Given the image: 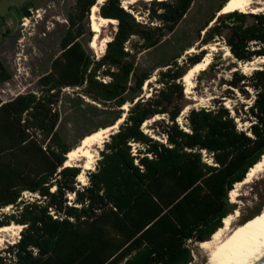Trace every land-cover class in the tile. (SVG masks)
Returning a JSON list of instances; mask_svg holds the SVG:
<instances>
[{"label": "trees", "instance_id": "16d2710c", "mask_svg": "<svg viewBox=\"0 0 264 264\" xmlns=\"http://www.w3.org/2000/svg\"><path fill=\"white\" fill-rule=\"evenodd\" d=\"M195 1H150L148 16L157 23L149 25L137 21L121 0H106L99 14L116 19L118 30L98 58L88 45L94 49L90 15L98 0H77L78 15H69L62 52L40 78V92L0 97V211L16 208L0 216V227L24 226L0 264H190L186 241H209L235 213L230 193L264 155V67L250 76L233 71L225 83L228 96L248 94L249 88L255 93L241 119L250 123L247 131L221 101L215 108L190 109L184 118L189 131L179 123L189 105L182 79L205 51L188 57L185 67L178 62L182 53L162 63L160 88L143 96L154 70L139 68V54L162 45ZM88 12L86 31L81 24ZM214 14L199 28L202 43L225 38L238 62L264 57V12L236 10L216 20ZM133 37L141 40L132 45L137 52L128 48ZM11 78L0 58V84ZM64 88H78L111 109L103 128L116 125L130 104L104 142L96 171L87 172L85 186L77 184L82 168L66 166L67 154L81 143L68 144L59 128ZM157 115L162 118L150 127L154 134L146 133L143 125ZM204 150L214 165L203 162ZM25 192L38 198L25 200Z\"/></svg>", "mask_w": 264, "mask_h": 264}, {"label": "rangeland", "instance_id": "374dc122", "mask_svg": "<svg viewBox=\"0 0 264 264\" xmlns=\"http://www.w3.org/2000/svg\"><path fill=\"white\" fill-rule=\"evenodd\" d=\"M15 1L10 0L9 2L1 4L0 13H4L7 4ZM76 1L65 0V3L62 4L59 0H36L35 6L31 8L32 18H29L26 26L24 25V18L28 15L20 16L16 12H12L8 13V19H0V58L12 73V78L9 81L0 84V97L2 100L8 101L18 94L40 92V78L50 71L52 61L62 52L61 42L69 28V15H78ZM257 1L253 6L261 9L257 13H263L264 0ZM222 2L223 0H196L177 29L173 33H168L162 45L139 54L137 59L139 68L148 71L154 70L150 79L151 81L145 83L143 96L147 98L155 92L154 89L160 88L161 85L157 80L159 77L158 72L162 69L159 66L162 63L170 61L174 56L182 53L178 62L185 67L189 64L187 63L188 57L191 55H199L202 51H205L206 55L202 60L209 55L211 62L206 70L200 71L193 77V86L189 89V92L191 91L190 93H188L187 85L182 79L189 105L180 116L179 121L181 125L185 126L184 118L190 109L215 108V102L221 101L225 107L228 106L227 108L230 109L232 116H234L238 124V128L247 131L250 123L244 122L241 119H246L245 113L248 107L252 105L255 93L249 88L246 90L248 94L235 91L234 95L228 96L229 87L225 83L231 79L233 71L240 70L244 75L250 76L254 70L263 68L264 57L254 59L252 61H255L254 64L249 65V62H238L232 53L231 55H227L229 47L225 42V38L214 39L208 44L202 43L204 32L199 34V28L206 19L210 18L214 13L215 20L221 15L229 13L228 11H222V14L216 12ZM151 3L148 0H136L133 4L129 5L130 8L127 11L132 13L137 21L143 24L148 23L149 25H153L157 22L153 21L154 23L151 24L152 21L148 16V9ZM89 12L81 24L86 31L90 28V21L88 19ZM247 13L252 12L248 10ZM2 20H5L4 24ZM213 23L209 27L214 26ZM117 30V23L109 24L100 33V41L98 42L100 47L92 49L90 43H88L96 57L100 58L104 55L101 40L108 38L110 41L114 38ZM90 31L92 32L91 29ZM88 35L87 33L83 37L85 43L86 41L88 42ZM140 41L138 37H133L131 44H128V48L137 52L132 45ZM188 46H191V48L183 51V48ZM78 96L83 97V100L78 99ZM110 110L109 107H104L102 104L91 101L83 96L81 90L78 88H64L59 103V111L61 113L60 131L67 139L68 144L75 148L81 143L84 136L86 137L90 133L102 129L101 123L112 119L108 112ZM161 118L156 120H153V118V121L151 120L147 124L145 129L148 130L149 134H154L150 127L155 121ZM103 148L104 144L102 147H100V144L92 146V149L98 152V158H100V152ZM78 164L81 165L82 162ZM87 172L89 171H86L85 174V184L77 180L78 186L88 184ZM239 193L238 200H240L241 204L235 203V207L236 210H240V216L237 218L234 229H238L243 233L244 228L251 223L256 222L259 225H264V174L260 175L251 183L242 186ZM23 198L28 201H33L38 196L25 192ZM15 210L16 208L12 206L3 208L0 211V216L3 217V215L12 214ZM14 232L12 231L8 235H5L6 241L0 247V255L4 253L8 246L18 242V236ZM256 232H258V229L251 234L244 232V236H237L235 240L239 244L242 242L247 244L252 240ZM189 246L193 250V259L190 264H208V253L200 247V243L192 242L189 243ZM232 254L234 255L235 252ZM233 255L227 257V259L222 258L221 264L230 261V258L235 256Z\"/></svg>", "mask_w": 264, "mask_h": 264}, {"label": "bare ground", "instance_id": "6f19581e", "mask_svg": "<svg viewBox=\"0 0 264 264\" xmlns=\"http://www.w3.org/2000/svg\"><path fill=\"white\" fill-rule=\"evenodd\" d=\"M106 0H98L97 4H95L91 8V26L92 31H94L95 35L92 41V47L94 49L100 47V33L102 28L109 25V24H116V19L105 18L99 14L100 6L104 4ZM136 0H122V6L124 9L129 10V5L133 4ZM154 1V0H148ZM158 1H166V0H158ZM257 1V0H256ZM255 0H230L225 8L224 11L233 12V11H240L243 13H247L248 10H251L252 13H257V11L261 10L260 8H255L253 5L257 3ZM221 10V11H222ZM220 11V14H222ZM26 26V25H25ZM101 47L103 52L109 42L108 38H104L101 40ZM216 47V46H214ZM213 49V47H212ZM227 55H231L230 50H227ZM209 55L204 60L200 61L199 63L195 64L183 77L184 83H186L189 89L193 86L192 79L193 77L198 74L200 71L206 70V68L210 64ZM255 62V61H254ZM254 62H249V65L254 64ZM248 67V66H247ZM151 80H148L149 83ZM228 107V106H227ZM129 103L125 104L123 109L128 111ZM126 111L124 117L120 119L116 125L110 126L107 128H102L90 135H87L81 142V145L78 146L75 150L70 151L67 154V162L66 166H80L82 168L81 174L78 176V181L80 183L86 182V171L94 170L98 161V152L92 149V146L95 144H100V147L104 144V139L109 137L110 134L115 131L120 123H122L126 117ZM185 113V112H184ZM161 118L160 115H157L153 120ZM152 120V121H153ZM179 120V119H178ZM151 122L148 120L144 125L143 129L146 133L148 130L145 129L147 124ZM82 162L81 165L78 163ZM264 174V155L261 158V161L257 163L254 167H252L245 180L243 182L237 183L234 189L230 193L232 203H240L239 196H240V188L246 184L251 183L253 180L257 179L260 175ZM85 184V183H84ZM55 190V188H54ZM70 198H74V194L70 195ZM10 207V206H9ZM7 207V208H9ZM264 214V212H263ZM240 216V210L237 209L234 214H230L227 216L223 221V226L218 229L212 238L209 241L201 242L200 247L208 253L209 260L208 264H221V259H227V257L232 256L235 252V256L230 258L225 264H259L264 259V225H259L256 222L247 225L244 228L243 233L238 230L234 229V225L237 221V218ZM264 218V216H263ZM258 229V232L255 233L252 240L247 244L238 243L235 239L236 237L244 236L245 233L251 234ZM23 230L22 225L13 224L9 226L0 227V247L6 241L5 235H8L9 232L15 231L14 234L17 235V239L21 237V231ZM245 232V233H244ZM236 234V236H235ZM11 235V234H10ZM234 235V237H232ZM249 237V236H247Z\"/></svg>", "mask_w": 264, "mask_h": 264}, {"label": "flooded vegetation", "instance_id": "af4514ba", "mask_svg": "<svg viewBox=\"0 0 264 264\" xmlns=\"http://www.w3.org/2000/svg\"><path fill=\"white\" fill-rule=\"evenodd\" d=\"M10 0H0V5ZM36 0H16L15 2L7 4V8L5 9L4 13H0V19H8V13L16 12L18 15H28L32 17L31 8L35 6ZM62 4L65 3V0H59ZM77 2V1H76ZM39 17V16H38ZM22 19V18H21ZM36 19V18H35ZM3 24L5 20H2Z\"/></svg>", "mask_w": 264, "mask_h": 264}, {"label": "crops", "instance_id": "0c3cea01", "mask_svg": "<svg viewBox=\"0 0 264 264\" xmlns=\"http://www.w3.org/2000/svg\"><path fill=\"white\" fill-rule=\"evenodd\" d=\"M187 115V114H186ZM179 120H180V118H179ZM178 120V121H179ZM179 123H180V121H179ZM181 124V123H180ZM185 125V124H184ZM182 127L186 130V131H189V129L187 128V127H185V126H183L182 125ZM203 162L204 163H207L208 165H214L215 163H214V161H213V158L211 157V156H209L208 155V153H207V151H203ZM93 172L94 171H96V167H95V169L94 170H92ZM88 182H90V179H89V177H88ZM24 227V226H23ZM192 242H194V243H201V242H197L195 239H193V238H190V239H188L187 241H186V247L187 248H189V249H191L190 248V246H189V243H192ZM191 251H192V259H193V250L191 249Z\"/></svg>", "mask_w": 264, "mask_h": 264}, {"label": "built area", "instance_id": "2783aa9c", "mask_svg": "<svg viewBox=\"0 0 264 264\" xmlns=\"http://www.w3.org/2000/svg\"><path fill=\"white\" fill-rule=\"evenodd\" d=\"M39 16H40V15H39ZM29 18H32V17L27 16V17L24 18V20H25V21H24V22H25L24 25H27V23L29 22Z\"/></svg>", "mask_w": 264, "mask_h": 264}, {"label": "water", "instance_id": "95a60500", "mask_svg": "<svg viewBox=\"0 0 264 264\" xmlns=\"http://www.w3.org/2000/svg\"><path fill=\"white\" fill-rule=\"evenodd\" d=\"M101 6H102V5H101ZM101 6H100V8H101ZM221 10H222V9H221ZM221 10H220V11H221ZM220 11H219V12H220ZM111 134H113V133H111ZM259 264H264V259H263Z\"/></svg>", "mask_w": 264, "mask_h": 264}]
</instances>
